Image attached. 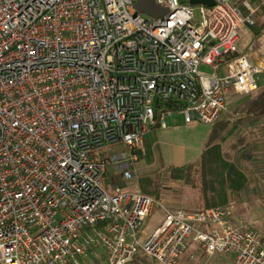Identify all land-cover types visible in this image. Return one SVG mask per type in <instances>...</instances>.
I'll list each match as a JSON object with an SVG mask.
<instances>
[{
	"label": "built area",
	"instance_id": "built-area-1",
	"mask_svg": "<svg viewBox=\"0 0 264 264\" xmlns=\"http://www.w3.org/2000/svg\"><path fill=\"white\" fill-rule=\"evenodd\" d=\"M137 1L0 0V264H78L95 251L105 264H264V236L229 208L166 209L146 235L155 199L117 184L137 178L166 114L213 126L231 95L258 91L264 57L244 47L255 10L154 0L169 13L150 20Z\"/></svg>",
	"mask_w": 264,
	"mask_h": 264
},
{
	"label": "rangeland",
	"instance_id": "rangeland-1",
	"mask_svg": "<svg viewBox=\"0 0 264 264\" xmlns=\"http://www.w3.org/2000/svg\"><path fill=\"white\" fill-rule=\"evenodd\" d=\"M236 6L241 9L248 3L256 14L258 7L254 1H259L264 4V0H232ZM145 18L152 20V17L144 15ZM198 17V13H196ZM253 17V16H252ZM200 71L207 74H213L212 68L202 65ZM232 96V95H231ZM230 111L248 112L259 111L261 112L260 120L264 126V74L260 80L259 90L252 95L241 98H233L229 103ZM178 120L183 122L184 116L178 115ZM196 125H198L196 127ZM204 124L194 123L191 127L193 131H201ZM261 143L256 144L252 149L247 145V153L243 154V149H239L240 145L235 144V147L228 153L222 154L224 160L229 163L238 161L242 167L246 169L248 177V184L245 191L231 193V201L228 203L227 208L232 211V223L236 226L252 228L264 236V131H261ZM120 149L117 147L104 150L99 154L102 156H113L119 153ZM222 153V150H221ZM146 156V155H145ZM144 157V156H143ZM164 175H161L159 170L154 173L143 174L137 167V178L131 184L117 182L120 186L128 188H136L144 194L152 195L156 198L151 217L146 220L143 230L147 234H151L163 221L164 212L160 205V198L162 195L168 199L169 205L179 203V207H187L189 210H199L205 208V201L201 191L200 181V165L195 168L184 171L183 173L174 172L171 169L166 170ZM111 178L117 177L115 170H110ZM178 177V178H174ZM175 179H178V181ZM173 182H170V181ZM162 184V185H161ZM161 187V188H160ZM172 197V198H171ZM173 198L175 200H173ZM78 264H105V257L101 251H95L86 257L80 259ZM129 264H160L150 257L138 255L136 259ZM183 264H186L183 261ZM190 264H235L234 256L217 254L211 260L205 262H193Z\"/></svg>",
	"mask_w": 264,
	"mask_h": 264
},
{
	"label": "crops",
	"instance_id": "crops-1",
	"mask_svg": "<svg viewBox=\"0 0 264 264\" xmlns=\"http://www.w3.org/2000/svg\"><path fill=\"white\" fill-rule=\"evenodd\" d=\"M249 31L251 40L244 44L247 49L246 53L258 50L264 57V35L256 39L253 32L250 29ZM233 98L241 97L230 96L228 106ZM178 115L179 113L166 114L164 119L166 127L161 128L159 122L157 127L145 137L146 156L142 157L137 165L138 170L143 174L159 170L160 174L164 175L163 173L169 169H193L199 164L202 155L213 147H220L224 155L233 149L235 144H239L241 150L245 149L247 145L254 149L256 144L261 143L260 133L262 134L261 131H264V126L260 120L261 112L259 111L240 113L229 110L221 121L213 126L205 125L201 131H193L194 129L191 127L193 124L187 125L185 119L180 122ZM176 180L178 181V179ZM146 195L153 197L156 201L154 196ZM173 200L175 199L173 198ZM169 204L165 195H162L160 205L163 212L166 209H188L185 206L179 207V203ZM146 235L149 234L146 233Z\"/></svg>",
	"mask_w": 264,
	"mask_h": 264
},
{
	"label": "trees",
	"instance_id": "trees-1",
	"mask_svg": "<svg viewBox=\"0 0 264 264\" xmlns=\"http://www.w3.org/2000/svg\"><path fill=\"white\" fill-rule=\"evenodd\" d=\"M258 10L248 22V28L253 32L256 39L264 35V4L254 1ZM245 14L248 11L245 6L242 7ZM164 111H179L182 105L179 103H167L162 106ZM157 118L160 115L157 114ZM243 154L247 153V147L243 149ZM201 191L205 201V208L224 207L227 208L231 201V193L245 191L248 184L246 169L238 161L229 163L222 157L220 147H213L205 152L199 162ZM189 170V168L187 169ZM174 172L183 173L186 168H174Z\"/></svg>",
	"mask_w": 264,
	"mask_h": 264
},
{
	"label": "water",
	"instance_id": "water-1",
	"mask_svg": "<svg viewBox=\"0 0 264 264\" xmlns=\"http://www.w3.org/2000/svg\"><path fill=\"white\" fill-rule=\"evenodd\" d=\"M191 5H204L208 7L215 6V0H189ZM134 8L140 14L150 16L152 18H163L168 13L169 10L162 8L154 2V0H138Z\"/></svg>",
	"mask_w": 264,
	"mask_h": 264
}]
</instances>
